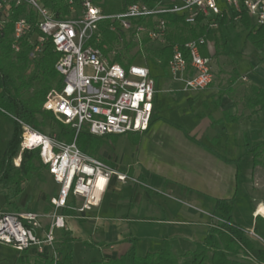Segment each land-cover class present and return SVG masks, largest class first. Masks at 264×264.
Returning a JSON list of instances; mask_svg holds the SVG:
<instances>
[{
  "label": "crops",
  "instance_id": "obj_1",
  "mask_svg": "<svg viewBox=\"0 0 264 264\" xmlns=\"http://www.w3.org/2000/svg\"><path fill=\"white\" fill-rule=\"evenodd\" d=\"M223 18L231 21L210 30L226 45L219 49L214 39H208L211 55H232L236 44L231 41L239 38L233 27L235 23L242 26L241 18L234 20L228 12ZM242 28L244 41L238 39L236 48L241 54L236 56L239 66L247 71L236 74L238 78L228 84L215 80L203 90L184 91L168 67L162 82L155 77L157 91L150 128L132 133L134 146L124 148L119 158L103 159L138 182L122 183L113 177L98 207L85 214L58 210L67 216V228L56 232L58 246L72 251L73 264L159 251L163 237L170 238L179 253L193 250L208 233L216 199L230 201L234 220L257 248H264V157L254 165L253 157L244 155L246 139L252 145L264 140V109L252 114L245 107L248 87L264 88V47L248 40L249 31ZM226 36L228 41L223 40ZM174 89L178 92L169 91ZM161 93L174 97L175 103H163L167 98ZM227 116L239 119L228 121ZM50 176L53 182L49 190L29 189L24 184L16 203L22 209L52 214L55 207L51 198L58 194L60 185ZM50 222V217L42 220L46 228ZM65 233L75 239L63 243Z\"/></svg>",
  "mask_w": 264,
  "mask_h": 264
},
{
  "label": "built area",
  "instance_id": "obj_2",
  "mask_svg": "<svg viewBox=\"0 0 264 264\" xmlns=\"http://www.w3.org/2000/svg\"><path fill=\"white\" fill-rule=\"evenodd\" d=\"M18 5L31 7L37 20L32 22L25 13L20 15L14 23L13 48L20 51L27 38L33 46L29 57L35 59L44 42L53 43L59 53L55 66L62 83L48 93L43 109L69 125L75 136L67 142L57 133L47 134L17 119L23 128L21 153L39 149L43 164L60 188L51 198L55 207L52 214L0 209V242L18 251L48 255L53 264H60L56 232L67 228V216L58 210L68 208L79 214L93 210L101 204L113 177L122 183L138 182L103 159L82 151L76 142L78 134L88 131L103 137L143 133L150 128L154 116L157 90L150 66L144 60L116 61L121 50L101 46L100 24L108 21L109 30L127 34L140 51L148 52L171 44L163 14L181 16L192 25L202 17L208 29H217L225 13L239 20L247 12L260 26L264 25V0H155L154 5L136 0L118 13L105 12L95 0H69L68 15L64 17H58L42 0H0V33L10 20L13 6ZM123 35L118 41L124 39ZM185 50L188 58L179 44L173 45L168 63L170 76L182 83L184 91L207 88L213 81L209 40L205 36L192 39L185 44ZM44 217L51 218L47 228L42 223Z\"/></svg>",
  "mask_w": 264,
  "mask_h": 264
},
{
  "label": "trees",
  "instance_id": "obj_3",
  "mask_svg": "<svg viewBox=\"0 0 264 264\" xmlns=\"http://www.w3.org/2000/svg\"><path fill=\"white\" fill-rule=\"evenodd\" d=\"M42 1L58 17L68 15L69 0ZM135 1L95 0L108 13L121 12L128 3ZM145 1L151 5L155 4V0ZM22 13H25L29 21L35 22L37 20V13L28 5L13 6L10 20L4 31L0 33V113L5 114L15 125L4 153L0 155V187L10 189V192L5 194L6 204L3 207L5 211L22 210L16 200L24 191V184L36 175H40L41 170L47 169L41 160L39 149L23 150L20 165L14 164L15 157L21 151L23 135L22 125L17 119L42 131L39 116L42 119L54 117L53 114L43 109V104L48 93L53 88L60 87L62 83V78L55 66L59 53L55 51L52 42H44L41 54L35 59L29 57L33 46L27 38L23 40L20 51L14 50L12 37L14 23ZM163 17L167 19V40L171 44L160 49L149 50L152 61L163 69L168 67L174 44L180 45L187 58L188 52L185 50V44L202 36L207 39H214L219 49L220 47L225 48L226 43H220L221 37L202 24V17L198 19L195 25L187 23L183 17L172 13L163 14ZM138 21L141 22L142 19H138ZM229 21L231 20L223 18L221 24ZM241 24L249 31L247 39L257 47H264V25L254 28L252 19L247 12L242 13ZM108 25V21L100 24V32L103 36L102 47L105 44L111 47L112 43L123 35L121 31L109 30ZM34 30L38 29L35 27ZM131 48H133V44L127 42L124 53L120 52L114 59L123 62L127 58L124 55L126 50L128 52ZM202 53H207L205 47H202ZM126 60L129 62L137 60L143 63V60L137 59L135 56H128ZM245 107L250 109L252 114H257L259 110L264 109L263 87L257 85L248 87L245 94ZM238 119L239 117L236 116H227L226 118L228 121H237ZM153 121L154 117L151 124ZM58 126L59 132L57 134L60 138H74V130L69 125L58 121ZM111 136L101 137L92 135L88 131H81L76 142L82 151L93 154L97 147ZM244 155L252 156L254 165L261 162L264 157V140L259 144L252 145L246 139L244 141ZM64 209L70 213L75 212L68 208ZM64 235L63 243L67 244L75 239L68 236V233ZM162 240L164 244L159 251L147 252L144 255L134 252L132 255L123 254L114 258L104 257L101 260L91 262V264H252V262L264 264V248H257L246 230L234 220L232 205L227 199L215 200L213 219L209 224L208 233L202 241L196 242L193 250L179 253L170 238L163 237ZM58 249L62 256L60 264H73L72 251L64 250L59 246ZM19 252L21 254L14 264H53L52 258L48 255H39L34 250Z\"/></svg>",
  "mask_w": 264,
  "mask_h": 264
},
{
  "label": "rangeland",
  "instance_id": "obj_4",
  "mask_svg": "<svg viewBox=\"0 0 264 264\" xmlns=\"http://www.w3.org/2000/svg\"><path fill=\"white\" fill-rule=\"evenodd\" d=\"M108 13V12H107ZM117 13V12H115ZM233 30L238 32L239 38L244 41V30L242 26L239 23H235ZM124 39L122 41H116L112 43V47H116L121 50V52L124 53L126 49V43L130 42L133 44V48H131L128 52L126 50V53L124 54L127 58L128 56L132 57L135 56L137 59L144 60V62H148L154 76L162 82L165 78H167V69H163L161 66L155 64L152 59L150 58V53L149 51L142 52L139 50V47L137 44L132 40L130 36L127 34L123 35ZM231 37H234L233 34ZM230 37V38H231ZM120 38V37H119ZM225 38V39H224ZM238 38V39H239ZM238 39H235L234 42L231 43L236 44V46L233 48V50L230 52L232 55H228L223 53H212V70H213V81L215 80H221L224 84H228L232 78H238L236 76L243 75L247 70L243 68V66H239L238 62V57L236 54H241L239 52V49H237V41ZM223 40H229L228 36L223 37ZM108 48L110 47L108 44H105ZM237 47V48H236ZM140 52V53H139ZM143 57V58H142ZM125 58V59H127ZM264 60V59H263ZM239 66L240 68H238ZM163 87V85H160ZM170 92H178L175 89L174 90H169ZM162 96H165L167 99L164 101L167 105L171 106L173 103H175L174 97H172L169 94H159ZM162 112H165L162 110ZM165 114H169V110L167 109ZM54 116V115H53ZM39 121L41 122L40 129L47 133V134H52V133H58L59 132V126H58V121L55 117H50L47 119H42L41 116H39ZM14 123L11 121L5 114L0 113V155L4 153V150L7 146L8 140L11 138L13 131H14ZM67 142H71L74 140L72 139H65ZM135 144V140L133 137L132 133H127L124 135H112L110 138H106L104 143L97 147L96 151L93 154H90L92 156L98 157L100 159L108 160V158L113 159V157H118L122 156L121 154L124 150V148H131ZM21 151L19 154L15 157L14 159V164L16 166H19L21 163V160L19 161V157L21 156ZM127 156V155H126ZM125 156V157H126ZM22 159V156H21ZM19 162V165L17 163ZM110 163H113L112 161L109 160ZM114 164V163H113ZM51 182H53V179L50 176V173L48 172L47 169H43L40 171V175H36L32 180L28 181L25 183V186L28 185L27 188L31 189H44V190H49L52 185ZM10 192L9 188L6 187H0V209H3L4 205L6 204V198L5 194ZM25 210V209H22ZM77 258L80 257L79 251L77 252ZM21 253L16 250L14 247L11 245H7L4 243L0 242V264H14L18 258V256Z\"/></svg>",
  "mask_w": 264,
  "mask_h": 264
}]
</instances>
